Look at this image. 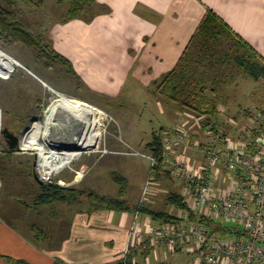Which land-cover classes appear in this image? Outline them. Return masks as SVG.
I'll return each mask as SVG.
<instances>
[{"label": "rangeland", "instance_id": "374dc122", "mask_svg": "<svg viewBox=\"0 0 264 264\" xmlns=\"http://www.w3.org/2000/svg\"><path fill=\"white\" fill-rule=\"evenodd\" d=\"M68 9L69 6L65 1L61 3L60 0H33L22 5L19 11L24 24L34 32L45 34L55 50L50 32L55 25L71 21H67ZM95 11L96 9L91 7L76 19L88 23V16ZM102 12L109 13V8H104ZM184 19L188 20L187 17ZM185 21L169 36L173 43L168 47L162 44L166 41L163 32L168 30L161 28L154 40L158 46L152 50L148 49L143 56L136 58L137 63L129 75L125 88L116 96L104 94L102 96L88 91L86 84L78 80L81 78H76L78 73L73 76L59 65L47 67L36 50L20 43L5 44L3 48L0 47V51L18 63L10 75L8 74V78L0 77L2 131L8 130L19 140L34 118H43L44 111L53 98L49 89L69 98L85 101L101 110L94 151L82 152L61 172L50 176L49 180L39 179L42 185L54 184L72 188L79 193L77 200L87 201L93 205L106 206L108 200L119 199L131 203L133 207L142 201V191L148 181L151 162L146 155L151 156V152L147 144L151 142L153 135H159L161 138L163 136L164 139L165 132L180 125L179 115L183 113L184 121L191 127L189 130L191 141L194 138V141L197 140L200 145L211 137V131L206 129L194 113L157 95L158 84L170 72L169 69L174 63L171 58L172 52L176 48L178 50L181 45L183 48L186 46V35L190 33L188 31L190 25ZM151 57L156 60L153 61ZM162 57L164 62L161 64L157 61ZM162 71L164 74L166 72L163 77H161ZM227 74L230 75L217 87L218 95L215 99L219 103L217 106L219 114L212 122L233 139L236 132L247 122L249 112L264 111V84L253 83L234 66L227 71ZM246 110L248 113H245ZM191 141L186 151L190 157L195 156ZM2 150L3 152H0V212L6 216V219L15 222L19 217L18 212L29 211L25 209H28L30 204L33 205L32 199H35L40 192L39 186L42 185L34 179L38 176V158L36 152L23 151L19 147L12 150L15 151L12 157L8 156L7 152L12 151L6 145L5 139ZM197 154H200V151ZM118 177L125 178L127 183L122 197L119 196L121 186ZM178 182L181 184L179 180ZM174 185L175 182L170 180L159 183L151 180L142 206L157 211L171 209L174 213L173 208L165 206V195L176 187ZM138 187L141 188L137 192ZM178 188L181 192L182 186ZM58 202L56 201L60 205L64 203ZM29 214H26L24 219L30 221ZM142 217L137 225H141V229H144ZM133 222L132 217L131 225ZM166 260L152 264H192V258L185 254L171 255Z\"/></svg>", "mask_w": 264, "mask_h": 264}, {"label": "crops", "instance_id": "0c3cea01", "mask_svg": "<svg viewBox=\"0 0 264 264\" xmlns=\"http://www.w3.org/2000/svg\"><path fill=\"white\" fill-rule=\"evenodd\" d=\"M96 2L103 7L96 9L97 13L91 21L85 23L73 19L55 25L50 38L54 41L55 50L71 61L74 72L78 73L76 78H81L78 80L90 88L88 91L97 95L116 96L122 92L137 63L136 58L158 46L154 40L161 28L168 30L163 32L166 41L162 43L168 47L173 43L169 36L187 17L185 22L190 25V33L186 35L188 43L207 9L218 15L264 58V0ZM104 8H109V13L102 12ZM185 47L181 45L172 52L174 63L170 71ZM157 62L162 64L163 57ZM163 72L161 77L166 74ZM183 116V113L179 115L180 125L184 122ZM172 178L176 186H182L173 174ZM167 180L163 176L155 183ZM217 186L223 184L218 182ZM58 203L45 206L31 204L26 209L30 212H18L15 222L6 219L0 212V264H116L123 258L133 217L132 208L116 210L83 200L64 202L62 205ZM28 213L30 221L24 219ZM142 220L145 224L151 222L158 225L147 216H143ZM139 255L140 252H137L133 264L158 263L171 257L163 247L148 251L144 257Z\"/></svg>", "mask_w": 264, "mask_h": 264}, {"label": "built area", "instance_id": "2783aa9c", "mask_svg": "<svg viewBox=\"0 0 264 264\" xmlns=\"http://www.w3.org/2000/svg\"><path fill=\"white\" fill-rule=\"evenodd\" d=\"M250 113L233 139L212 121L205 125L211 137L203 144L194 138L193 144L186 121L169 130L163 139L164 165L181 182L180 193L191 211L230 225L241 234L208 238L205 226L187 221L182 225L143 223L141 229L137 225L142 217L139 208L149 191V175L142 201L133 214L124 261L132 252L148 246L153 251L163 247L169 255L190 256L192 264H264V112ZM196 118L202 123L205 120ZM190 141L196 157L187 155ZM3 142L0 129V152ZM199 151L202 155L197 154ZM146 156L152 167L154 158ZM38 177L49 180L50 176ZM218 182L223 186H217ZM173 211L170 214L186 220L185 213Z\"/></svg>", "mask_w": 264, "mask_h": 264}, {"label": "trees", "instance_id": "16d2710c", "mask_svg": "<svg viewBox=\"0 0 264 264\" xmlns=\"http://www.w3.org/2000/svg\"><path fill=\"white\" fill-rule=\"evenodd\" d=\"M32 1L0 0V47L3 48L5 44L20 43L36 50L47 67L59 65L74 76L75 72L71 62L53 49L46 35L29 29L21 19L19 9L22 5ZM64 1L69 6L67 21L79 18L91 7L94 9L103 7L96 0H60L61 3ZM96 13L97 11L91 14V17L88 16L87 20L90 21ZM232 66L253 83L264 84V58L233 32L218 15L207 9L177 64L158 84L157 95L194 113L197 117L204 116L203 123L207 125L219 114V109H217L219 103L215 99L218 95L217 87L223 84L224 78L230 75L227 74V71ZM245 113H248L247 110ZM147 147L155 160L149 172L153 182L159 181L163 176L170 182H174L172 172L164 165L163 136L161 138L159 135H153ZM14 153L15 151L7 152V155L11 156ZM117 179L121 186L119 196L122 197L127 184L126 179L122 177ZM39 191L33 201L34 206H45L56 201L70 202L77 200L79 195L72 188L54 184L39 186ZM102 206L116 210H129L132 207L127 201L119 199L108 200L107 205L103 204ZM165 206L182 211L187 216L186 220H182L166 210L156 211L146 206H140L139 212L156 224L182 225L187 221L203 225L208 230V238L223 239L241 234L230 225L209 220L191 211L188 202L181 195L178 185L166 193ZM137 208L138 204L133 206L132 210L135 211ZM150 250L148 246H144L139 251L129 254L126 261L121 259L116 264H133V258L137 256V252H140L139 256L144 257Z\"/></svg>", "mask_w": 264, "mask_h": 264}, {"label": "bare ground", "instance_id": "6f19581e", "mask_svg": "<svg viewBox=\"0 0 264 264\" xmlns=\"http://www.w3.org/2000/svg\"><path fill=\"white\" fill-rule=\"evenodd\" d=\"M17 65L15 59L0 51L1 78H8ZM49 90L53 98L43 118H34L18 140L20 150L36 152L37 173L45 178L61 172L82 152L94 151L101 114V110L85 101Z\"/></svg>", "mask_w": 264, "mask_h": 264}, {"label": "water", "instance_id": "95a60500", "mask_svg": "<svg viewBox=\"0 0 264 264\" xmlns=\"http://www.w3.org/2000/svg\"><path fill=\"white\" fill-rule=\"evenodd\" d=\"M3 135L9 150L12 151L18 149V138L16 136H14L8 130H3ZM34 179L38 184L42 185V182L39 180L38 176H35Z\"/></svg>", "mask_w": 264, "mask_h": 264}]
</instances>
